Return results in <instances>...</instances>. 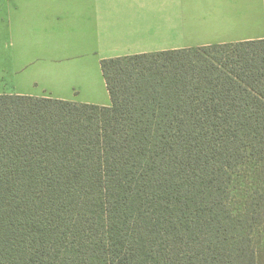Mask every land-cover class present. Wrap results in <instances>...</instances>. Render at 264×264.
Instances as JSON below:
<instances>
[{
	"label": "trees",
	"instance_id": "trees-1",
	"mask_svg": "<svg viewBox=\"0 0 264 264\" xmlns=\"http://www.w3.org/2000/svg\"><path fill=\"white\" fill-rule=\"evenodd\" d=\"M100 65L0 94V264H264V38Z\"/></svg>",
	"mask_w": 264,
	"mask_h": 264
},
{
	"label": "crops",
	"instance_id": "crops-1",
	"mask_svg": "<svg viewBox=\"0 0 264 264\" xmlns=\"http://www.w3.org/2000/svg\"><path fill=\"white\" fill-rule=\"evenodd\" d=\"M263 38L264 0H0V94L109 106L102 59Z\"/></svg>",
	"mask_w": 264,
	"mask_h": 264
},
{
	"label": "rangeland",
	"instance_id": "rangeland-1",
	"mask_svg": "<svg viewBox=\"0 0 264 264\" xmlns=\"http://www.w3.org/2000/svg\"><path fill=\"white\" fill-rule=\"evenodd\" d=\"M94 80H95V79H89V83H93ZM96 88H97V87H96ZM33 91L36 92V93L39 94V95L47 92V91H44L43 88H42L40 85H38L36 88H34ZM84 93H85V92H80V93H79V96H80V95H83V96H84ZM99 95H100V97L102 96L101 98L107 99V95H108V94H107V92H106V89L102 87V88L100 89V93H99ZM79 98H80V97H79ZM243 181H244V180H243ZM252 182H255V179H252Z\"/></svg>",
	"mask_w": 264,
	"mask_h": 264
}]
</instances>
